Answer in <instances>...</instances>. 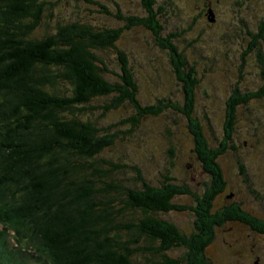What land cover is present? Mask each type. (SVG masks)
<instances>
[{"label":"trees","instance_id":"obj_1","mask_svg":"<svg viewBox=\"0 0 264 264\" xmlns=\"http://www.w3.org/2000/svg\"><path fill=\"white\" fill-rule=\"evenodd\" d=\"M66 1L97 6L110 15L94 0ZM144 3L148 13L153 11V0ZM57 4L0 0V194L15 203L22 218L0 214V264H43L40 255L46 264H142L146 256H159L164 264H212L217 230L240 226L264 236V220L236 203L214 210L215 200L227 188L219 160L232 138L226 137L216 150L193 116L198 82L175 42L179 34H171L175 45L165 50L172 56L177 81L185 85L184 106L145 107L128 55L119 46L122 31L100 27L89 17L57 20ZM151 22L163 30L160 22ZM256 30L247 33L250 52L264 47V17ZM111 54L120 73L111 68ZM108 75L119 81L112 83ZM251 100L264 101V87L230 98L226 130L237 123V107L248 108ZM126 106L135 109L138 120L172 108L185 116L198 162L218 180L215 189H206L209 197L194 196L192 207L178 205L177 197L193 191L172 177L153 186L137 167L134 178L120 177L129 168L103 158L116 146L118 134L111 131L117 125L102 129L93 118L97 112L105 116ZM240 170L246 177L245 167ZM172 211L198 215L197 227L194 223L193 231L182 230L168 218ZM14 218L24 225H15ZM31 231L44 254L27 248L24 235ZM145 245L150 249L144 251ZM175 252L182 257L175 259Z\"/></svg>","mask_w":264,"mask_h":264},{"label":"rangeland","instance_id":"obj_2","mask_svg":"<svg viewBox=\"0 0 264 264\" xmlns=\"http://www.w3.org/2000/svg\"><path fill=\"white\" fill-rule=\"evenodd\" d=\"M53 1L58 2L54 14L57 20L89 17V21L100 27L122 31L119 46L128 55L138 86V99L145 107L165 109L168 103L184 106L185 85L177 81L172 56L165 50L175 45L172 35L179 34L175 42L185 52L189 70H194L198 82L193 116L199 119L206 139L216 150L223 147L226 137L232 138L227 153L219 160L227 188L215 200L214 210L236 203L255 218L264 220V101L251 100L248 108L240 105L235 111L237 123L227 130L225 124L228 102L234 94L248 96L264 87V47L255 46L256 50L250 52L248 46L252 40L247 35L248 30L257 32L264 17V0H213L212 10L209 9L213 13L206 11V0H157L150 13L144 8V0H94L106 6L110 15L97 6ZM211 14L215 16L214 22ZM151 19L160 22L163 30L159 32ZM110 57L111 68L120 73L116 55ZM108 78L112 83L119 81L113 75ZM177 112L172 108L161 111L159 116L143 115L145 118L138 120L135 109L126 106L105 116L97 112L93 119L102 129L117 125L111 131L118 134L116 146L104 153L103 158L114 159L115 164L129 168L130 172L121 178H134L135 167L141 170L145 182L153 186H160L167 177H172L177 184H186L193 191L191 195H180L175 203L192 207L196 204L194 196H207L206 189L211 186L215 189L218 180L210 178L198 162L188 122ZM241 166L246 169V177L241 175ZM1 195L0 204L9 207L1 206L0 214L4 218L10 213L17 215L15 203L7 202ZM167 215L188 233L194 230V223L196 227L199 223V216L191 212L172 211ZM16 220L15 225H24ZM33 236V231L25 233L27 248L44 254L39 249V239ZM10 239L16 244V238ZM213 244L216 253L212 264H264V236L253 234L248 228L219 229ZM144 247V251L150 249L147 245ZM182 255V252L172 254L175 259ZM152 258L146 256L141 262L164 264L159 256Z\"/></svg>","mask_w":264,"mask_h":264},{"label":"flooded vegetation","instance_id":"obj_3","mask_svg":"<svg viewBox=\"0 0 264 264\" xmlns=\"http://www.w3.org/2000/svg\"><path fill=\"white\" fill-rule=\"evenodd\" d=\"M205 2H207V4H206V11L208 12V10L209 9H211L212 10V5H213V0H206ZM153 3L154 4H157L158 3V1L157 0H153ZM153 4V5H154ZM146 6V5H145ZM145 8V7H144ZM211 10H209V11H211ZM210 13H213V11H211ZM214 15V14H213ZM215 17V16H214ZM159 18H160V12H159ZM244 29H247V27H245Z\"/></svg>","mask_w":264,"mask_h":264},{"label":"water","instance_id":"obj_4","mask_svg":"<svg viewBox=\"0 0 264 264\" xmlns=\"http://www.w3.org/2000/svg\"><path fill=\"white\" fill-rule=\"evenodd\" d=\"M211 18H212L211 21L214 22V16H213V14H211Z\"/></svg>","mask_w":264,"mask_h":264},{"label":"bare ground","instance_id":"obj_5","mask_svg":"<svg viewBox=\"0 0 264 264\" xmlns=\"http://www.w3.org/2000/svg\"><path fill=\"white\" fill-rule=\"evenodd\" d=\"M25 32V31H24ZM200 139V138H199Z\"/></svg>","mask_w":264,"mask_h":264}]
</instances>
